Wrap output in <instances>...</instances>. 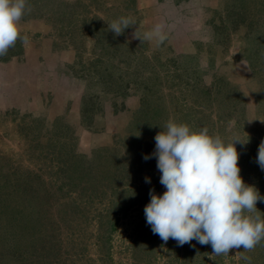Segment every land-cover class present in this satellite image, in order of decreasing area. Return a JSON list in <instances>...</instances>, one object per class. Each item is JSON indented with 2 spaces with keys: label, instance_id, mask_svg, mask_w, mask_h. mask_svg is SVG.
<instances>
[{
  "label": "rangeland",
  "instance_id": "obj_1",
  "mask_svg": "<svg viewBox=\"0 0 264 264\" xmlns=\"http://www.w3.org/2000/svg\"><path fill=\"white\" fill-rule=\"evenodd\" d=\"M19 29L0 56V264H264V240L217 256L154 234L166 189L143 159L169 120L207 128L246 141L264 195V0H27Z\"/></svg>",
  "mask_w": 264,
  "mask_h": 264
},
{
  "label": "clouds",
  "instance_id": "obj_2",
  "mask_svg": "<svg viewBox=\"0 0 264 264\" xmlns=\"http://www.w3.org/2000/svg\"><path fill=\"white\" fill-rule=\"evenodd\" d=\"M27 0H0V56L7 54L20 39L19 22ZM130 21L121 18L110 26L120 34ZM155 149L143 156L156 158L161 195L150 189V201L144 207L146 222L154 234L167 242L170 238L183 246L195 240L211 245L213 254H229L230 249L251 250L264 240V217L257 202L264 195L240 175L239 153L235 142L225 143L207 128L193 130L182 122L169 120L154 137ZM256 162L264 170V141L258 147ZM150 183V178L145 177ZM250 259L249 257H244Z\"/></svg>",
  "mask_w": 264,
  "mask_h": 264
}]
</instances>
